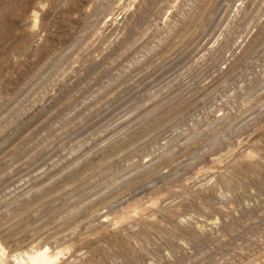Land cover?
I'll list each match as a JSON object with an SVG mask.
<instances>
[{
	"label": "rangeland",
	"instance_id": "rangeland-1",
	"mask_svg": "<svg viewBox=\"0 0 264 264\" xmlns=\"http://www.w3.org/2000/svg\"><path fill=\"white\" fill-rule=\"evenodd\" d=\"M0 264H264V0H0Z\"/></svg>",
	"mask_w": 264,
	"mask_h": 264
}]
</instances>
